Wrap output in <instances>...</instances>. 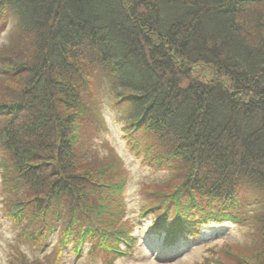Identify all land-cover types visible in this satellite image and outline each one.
<instances>
[{"label": "trees", "instance_id": "16d2710c", "mask_svg": "<svg viewBox=\"0 0 264 264\" xmlns=\"http://www.w3.org/2000/svg\"><path fill=\"white\" fill-rule=\"evenodd\" d=\"M106 100L160 174L132 215ZM0 189L9 264H116L145 219L167 251L230 221L195 264H264V0H0Z\"/></svg>", "mask_w": 264, "mask_h": 264}, {"label": "rangeland", "instance_id": "374dc122", "mask_svg": "<svg viewBox=\"0 0 264 264\" xmlns=\"http://www.w3.org/2000/svg\"><path fill=\"white\" fill-rule=\"evenodd\" d=\"M102 107L103 119L107 128L104 137L112 144L128 169V181L124 191V198L128 207V214L132 215L137 212L138 204L141 201L137 192V188L140 185L139 182L143 180L148 182L153 178L159 177L160 174L149 169L129 151L122 137L120 125L115 120L114 112L111 110L108 100L104 101V105L102 103ZM150 223V219H145L139 224L140 226L135 228V234L143 238V240L132 256L121 258L116 264H195L201 260L208 246L223 242H241L243 238V229L235 224H211L203 228L201 235L195 240L196 243L188 245L191 241H183L181 249L179 246H174L171 250L165 252L154 234L150 233ZM15 231L11 223L4 217V214H0V264H9V253L14 251L16 245L14 242ZM24 249L28 252L27 248ZM65 264L102 263L87 258L78 262L67 260Z\"/></svg>", "mask_w": 264, "mask_h": 264}]
</instances>
